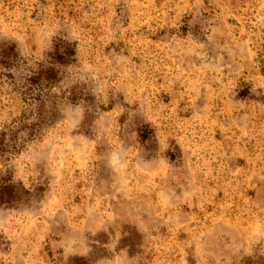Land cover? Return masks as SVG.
I'll return each mask as SVG.
<instances>
[{
	"label": "rangeland",
	"instance_id": "374dc122",
	"mask_svg": "<svg viewBox=\"0 0 264 264\" xmlns=\"http://www.w3.org/2000/svg\"><path fill=\"white\" fill-rule=\"evenodd\" d=\"M0 264H264V0H0Z\"/></svg>",
	"mask_w": 264,
	"mask_h": 264
},
{
	"label": "trees",
	"instance_id": "16d2710c",
	"mask_svg": "<svg viewBox=\"0 0 264 264\" xmlns=\"http://www.w3.org/2000/svg\"><path fill=\"white\" fill-rule=\"evenodd\" d=\"M10 59V58H9ZM14 57H11V59L8 61V60H5L2 62L1 65H3V67L7 70V72L9 73L11 71L12 68H14ZM10 74V73H9ZM21 80L18 82L21 84V86H25L27 85L28 83L32 82V78L26 74H21ZM28 89H31V87H28ZM36 97L40 99V93L39 92H36ZM24 125V128H27V125L26 124H23ZM23 128V127H22Z\"/></svg>",
	"mask_w": 264,
	"mask_h": 264
}]
</instances>
